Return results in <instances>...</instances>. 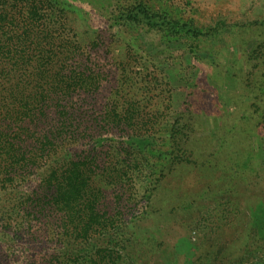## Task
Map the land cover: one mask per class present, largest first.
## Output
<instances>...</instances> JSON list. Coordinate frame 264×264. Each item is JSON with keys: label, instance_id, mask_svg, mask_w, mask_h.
Returning <instances> with one entry per match:
<instances>
[{"label": "trees", "instance_id": "1", "mask_svg": "<svg viewBox=\"0 0 264 264\" xmlns=\"http://www.w3.org/2000/svg\"><path fill=\"white\" fill-rule=\"evenodd\" d=\"M213 30L145 0H0V264H136L144 246L157 264H264V200L245 221L221 190L196 242L151 210L193 163L186 97ZM233 210L243 224L225 238Z\"/></svg>", "mask_w": 264, "mask_h": 264}, {"label": "rangeland", "instance_id": "2", "mask_svg": "<svg viewBox=\"0 0 264 264\" xmlns=\"http://www.w3.org/2000/svg\"><path fill=\"white\" fill-rule=\"evenodd\" d=\"M145 1L214 29L198 40V57L190 74L194 85L186 97V113L193 125L188 143L193 163L174 167L151 199L156 223L170 232L169 239L188 226L189 238L196 242L203 233L211 234L208 224L197 225L199 230L195 222L214 208L221 190H229L237 211L245 210V221L251 216L246 208L264 200V167L249 159L250 153H264V93L258 89L264 88V0ZM142 33L143 42L154 52L163 48L155 46V36ZM181 48L170 44L162 50L177 55ZM249 164L255 171L248 170ZM233 213L238 217L225 228V238L243 224V212ZM171 224L180 226L170 230ZM138 249L136 264L160 263V251Z\"/></svg>", "mask_w": 264, "mask_h": 264}]
</instances>
